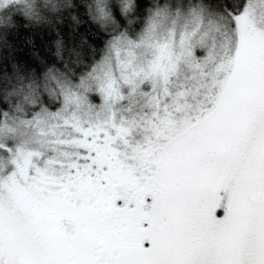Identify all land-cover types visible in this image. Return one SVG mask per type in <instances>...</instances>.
<instances>
[{"label": "snow or ice", "instance_id": "1", "mask_svg": "<svg viewBox=\"0 0 264 264\" xmlns=\"http://www.w3.org/2000/svg\"><path fill=\"white\" fill-rule=\"evenodd\" d=\"M0 264H264V0H0Z\"/></svg>", "mask_w": 264, "mask_h": 264}, {"label": "trees", "instance_id": "2", "mask_svg": "<svg viewBox=\"0 0 264 264\" xmlns=\"http://www.w3.org/2000/svg\"><path fill=\"white\" fill-rule=\"evenodd\" d=\"M40 38L42 39L43 37L41 36Z\"/></svg>", "mask_w": 264, "mask_h": 264}]
</instances>
